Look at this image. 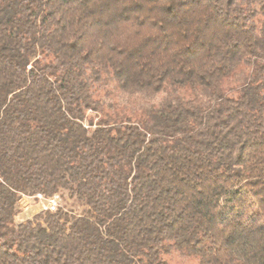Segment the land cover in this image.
Wrapping results in <instances>:
<instances>
[{
	"label": "trees",
	"instance_id": "16d2710c",
	"mask_svg": "<svg viewBox=\"0 0 264 264\" xmlns=\"http://www.w3.org/2000/svg\"><path fill=\"white\" fill-rule=\"evenodd\" d=\"M236 60L255 71L223 90ZM38 195L64 205L17 223ZM170 249L264 264V0H0V264Z\"/></svg>",
	"mask_w": 264,
	"mask_h": 264
},
{
	"label": "clouds",
	"instance_id": "9594fccd",
	"mask_svg": "<svg viewBox=\"0 0 264 264\" xmlns=\"http://www.w3.org/2000/svg\"><path fill=\"white\" fill-rule=\"evenodd\" d=\"M208 15L209 13L203 9L183 10L179 15V19L183 20L186 26L194 32L202 26ZM116 39H119V37L112 38L109 43H113ZM223 55L224 37L221 36L215 41L214 47L208 52L207 62L209 66L211 67L212 65L222 62ZM254 71V65L246 63L243 60H236L232 64L231 73L227 77L221 79L219 86L223 90H226L228 87L238 88ZM166 87H168L167 84ZM176 87L181 93L185 90L184 88H180V86ZM169 91H171V89H169ZM166 98L167 93L159 91L152 94L149 102L153 106H159ZM160 260L162 264H201L200 257L196 254L188 255L184 251L178 249H170L167 253L162 252Z\"/></svg>",
	"mask_w": 264,
	"mask_h": 264
},
{
	"label": "rangeland",
	"instance_id": "374dc122",
	"mask_svg": "<svg viewBox=\"0 0 264 264\" xmlns=\"http://www.w3.org/2000/svg\"><path fill=\"white\" fill-rule=\"evenodd\" d=\"M56 208L60 205H64V203L59 200L56 204ZM49 206V200L43 197H25L23 196L18 204L19 213L15 218L17 223L25 222L33 218L34 215L39 213L42 210H45ZM66 207L71 208L75 212H78L81 207L71 206L69 202H67Z\"/></svg>",
	"mask_w": 264,
	"mask_h": 264
},
{
	"label": "built area",
	"instance_id": "2783aa9c",
	"mask_svg": "<svg viewBox=\"0 0 264 264\" xmlns=\"http://www.w3.org/2000/svg\"><path fill=\"white\" fill-rule=\"evenodd\" d=\"M37 197H41L40 195H38ZM59 197L55 196L52 199H49V206L46 209H49L50 211H54L56 209V204L59 201Z\"/></svg>",
	"mask_w": 264,
	"mask_h": 264
}]
</instances>
